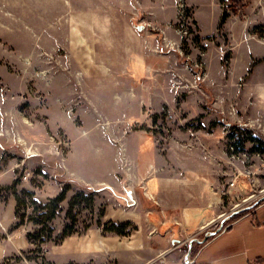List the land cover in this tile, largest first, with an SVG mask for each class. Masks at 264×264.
Here are the masks:
<instances>
[{"label":"rangeland","instance_id":"obj_1","mask_svg":"<svg viewBox=\"0 0 264 264\" xmlns=\"http://www.w3.org/2000/svg\"><path fill=\"white\" fill-rule=\"evenodd\" d=\"M255 135L264 141V0H0V241L16 248L0 264L75 256L41 245L44 226H17V181L40 203L66 193L54 239L131 213L134 222L111 220L126 222L119 235L131 250L147 252L146 240L162 253L125 264H185L193 239L197 264L206 235L264 201ZM148 177L208 183L216 221L152 226ZM142 218L153 231L139 230Z\"/></svg>","mask_w":264,"mask_h":264},{"label":"crops","instance_id":"obj_2","mask_svg":"<svg viewBox=\"0 0 264 264\" xmlns=\"http://www.w3.org/2000/svg\"><path fill=\"white\" fill-rule=\"evenodd\" d=\"M144 175L143 172L141 176ZM142 184L146 197L151 200L147 202L150 206L146 209V215H150L149 221L152 226L159 227L163 231L167 230V227H177L179 224L187 229L194 228L197 231H203L216 221L215 206L218 204V196L208 183L201 185L197 182L194 184L199 187L197 188L191 184L188 187L175 179L172 181L159 177H148L144 178ZM133 215L130 213L121 216L116 213L118 219L109 217L108 220L134 222ZM137 225L144 234L145 227L152 230L151 225L145 224L143 218L137 222ZM133 243L132 247L137 249L135 241ZM62 245H69L75 256L66 263L57 262L58 264L69 262L108 264L111 261L125 264L128 258L133 262L148 263L158 259L162 253L154 248L152 242H146V240L142 243V247L147 252L131 250L127 240L119 234H105L102 225L89 228L82 236L69 235L56 247ZM12 251L16 252V248L10 244L3 248L0 241V259ZM196 263L264 264V201L230 222L218 234L204 242L196 251Z\"/></svg>","mask_w":264,"mask_h":264},{"label":"trees","instance_id":"obj_3","mask_svg":"<svg viewBox=\"0 0 264 264\" xmlns=\"http://www.w3.org/2000/svg\"><path fill=\"white\" fill-rule=\"evenodd\" d=\"M239 128L242 130V127L239 126ZM243 130L244 131H242V133H246L247 135L253 132L252 130H248V129H243ZM248 141L253 142V143L258 142L259 146L261 145L263 147V148L262 147L259 148L260 150L259 152L264 153V144H263L264 141L261 138H259V136L257 135L252 136V137L250 136L248 138ZM18 184H19V181L14 182L13 185L11 186L13 190V195L16 198L15 214H16V217L19 219L17 226L22 225L24 221L26 220V218H28V220L35 222L36 224H40L44 226L43 228L36 230V233H37L36 236L40 237L39 239H40L41 245L46 244L47 241L49 240L55 244L61 243L67 236L72 235L74 233V231L71 229L70 230L65 229L62 234L56 236V238L54 239V229L49 226V223H53V221L56 219L58 212L60 211L61 203L66 200L65 192H62L61 194H59L58 196L52 199H49L45 203H40L37 199L34 198V194L32 192H29L27 190L18 192V189H17ZM78 195L73 196L72 200L73 201L76 200ZM85 198L89 199V201L93 200V197L91 194L86 195ZM30 208H32V211L30 212V214L34 215L36 218L29 217V212L27 211ZM247 212L249 211H245V212H242L241 214L234 215L230 219V222H233L235 219H237L238 217L242 216L243 214ZM101 214L103 215L104 212L102 211ZM125 224L126 222L122 223L121 225H116L115 223L108 221L105 224L101 223L100 225L103 226L104 231H112L117 234L124 235L125 230L123 229V225ZM45 232H48V236H45ZM34 237L35 236L30 232L27 234V239L31 244L34 242L33 240ZM193 250H195L196 252L198 250V247L197 249L196 247H194ZM16 258L20 259L18 256H16Z\"/></svg>","mask_w":264,"mask_h":264},{"label":"water","instance_id":"obj_4","mask_svg":"<svg viewBox=\"0 0 264 264\" xmlns=\"http://www.w3.org/2000/svg\"><path fill=\"white\" fill-rule=\"evenodd\" d=\"M263 200V198H261L260 200H258L256 203H254L252 206H250L249 208H252V207H255L257 204H259L261 201ZM236 214V212H234ZM223 229V226L219 227L217 230L215 231H212L211 234L209 235H206L205 238L200 241V242H206L209 240V238H211L212 236H215L216 234H218L221 230ZM194 241H198L197 239H193L191 240L190 242V246H189V250H188V253L185 257V264H191V261H190V254H191V250H192V246H193V243Z\"/></svg>","mask_w":264,"mask_h":264}]
</instances>
